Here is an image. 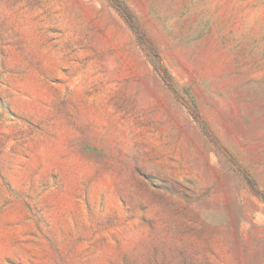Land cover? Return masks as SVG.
<instances>
[{"label":"rangeland","instance_id":"374dc122","mask_svg":"<svg viewBox=\"0 0 264 264\" xmlns=\"http://www.w3.org/2000/svg\"><path fill=\"white\" fill-rule=\"evenodd\" d=\"M0 264H264V0H0Z\"/></svg>","mask_w":264,"mask_h":264}]
</instances>
